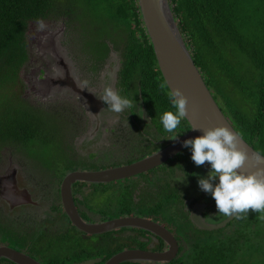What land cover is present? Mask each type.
Masks as SVG:
<instances>
[{
  "label": "flooded vegetation",
  "instance_id": "flooded-vegetation-1",
  "mask_svg": "<svg viewBox=\"0 0 264 264\" xmlns=\"http://www.w3.org/2000/svg\"><path fill=\"white\" fill-rule=\"evenodd\" d=\"M66 49L75 70V87L45 94V104L54 107L52 113L46 115L39 103H31L23 94L46 115L47 137L58 149L49 150L46 160L40 153L0 150V247L40 264H109L121 254H128V259L117 264H160V254L174 249L172 259L162 264H183L205 240L226 239L245 226V218L254 212L230 220L218 214L211 194L197 182L207 178L210 164L196 166L191 149L185 147L136 175L99 183L76 180L70 185V202L63 199L67 175L132 164L189 130L187 125L182 133H165L160 119L140 97L120 114L109 111L94 94H84L79 87L102 90L101 74L109 55L100 66ZM116 84L117 76L118 92ZM86 101L96 109H87ZM182 169L187 177L180 182L177 175H186ZM67 212L75 214V222ZM124 219L148 222L158 232L161 227L171 237L172 247L135 223L111 226ZM0 264L19 263L1 256Z\"/></svg>",
  "mask_w": 264,
  "mask_h": 264
},
{
  "label": "trees",
  "instance_id": "trees-1",
  "mask_svg": "<svg viewBox=\"0 0 264 264\" xmlns=\"http://www.w3.org/2000/svg\"><path fill=\"white\" fill-rule=\"evenodd\" d=\"M169 3L214 100L242 139L264 156V0ZM38 21H62L81 40L80 57L100 66L111 44L120 57L118 93L133 102L140 97L156 118L165 111L175 114L136 0H0V150L40 153L46 160L49 150L58 149L47 137L46 115L23 98L19 76L29 58L28 25ZM187 125L181 119L174 132ZM257 217L249 213V224L226 239L205 240L183 264H244L248 250L262 251L258 236L246 231ZM260 257L263 264L264 253Z\"/></svg>",
  "mask_w": 264,
  "mask_h": 264
},
{
  "label": "water",
  "instance_id": "water-1",
  "mask_svg": "<svg viewBox=\"0 0 264 264\" xmlns=\"http://www.w3.org/2000/svg\"><path fill=\"white\" fill-rule=\"evenodd\" d=\"M136 2L141 21L153 49L156 64L168 90L170 91L171 89L179 88L187 98V110L184 120L187 122L189 130L186 133L177 136L175 139L167 141L157 153L132 164L114 167L101 172H75L67 175L62 183L61 191L63 199L68 200L69 202V189L72 182L76 180H85L91 183H99L118 180L141 173L166 161L168 158L176 154L184 148L183 142L185 140L202 136L203 132L196 129L227 126L236 132L221 111L220 106L214 100L199 70L194 65L191 54L177 26V21L174 18L169 0H136ZM65 29L66 27L64 23L49 24L48 27L38 31L32 37V44L35 47L36 54L45 68L31 70L30 72L32 75L30 78L32 80V85H36L39 91L43 92V97H45V94H47L48 91L58 90V92H62L67 90L66 88L70 91L71 86L75 87L73 84L75 70L71 66L72 60L66 47L62 45L61 42ZM119 69V53L113 49L111 44H109V56L101 74L102 90L92 93V90L84 88L81 84H79V87L84 91V94L95 93L96 95H100L106 85L112 86L116 91L115 82ZM41 72H43V76L42 78H39ZM95 94L94 96L97 98ZM97 102L100 105L103 103L100 99H98ZM85 104L88 107L87 109L91 111L96 109L95 104L91 105L87 101ZM114 117H116V115H114ZM239 140L238 147L240 150L246 152L249 159L245 161L244 166L238 171L248 174L255 172L258 168H264V159L259 163L254 159L257 154L262 157L264 156L254 150L240 135ZM67 213L75 222V214ZM233 217L234 216H229L228 220ZM132 223H135L134 226H137L138 228L149 231L152 230V232L160 235V237L166 240V242L172 247L171 237H168L166 233H163L161 227L160 232H158V230L152 228L148 222H136L124 219L119 222H113V225L111 226L114 227L115 225L119 226L126 224L131 226ZM173 253L174 249H169L167 252L160 254V258H158L160 264L170 261L173 257ZM1 256L19 264H40L10 248L0 247V257ZM126 256H128V254H121L109 262V264H117L118 262L127 260L128 258ZM142 259L145 258L142 257Z\"/></svg>",
  "mask_w": 264,
  "mask_h": 264
},
{
  "label": "clouds",
  "instance_id": "clouds-1",
  "mask_svg": "<svg viewBox=\"0 0 264 264\" xmlns=\"http://www.w3.org/2000/svg\"><path fill=\"white\" fill-rule=\"evenodd\" d=\"M37 25L38 30L45 28L43 21H38ZM165 86L161 84V88ZM96 96L107 105L109 111L116 114L133 107V100L122 97L110 85H106L103 92ZM168 97L176 112L174 114L172 111H165L160 121L164 130L172 133L181 123V119L186 117L187 98L179 88L171 89ZM196 130L202 131L203 135L185 140L183 147L191 149V160L196 166H202L205 162L210 164L211 170L207 178L200 177L197 182L202 191L211 194L218 214L236 216L239 219L244 218L249 210L264 212V168L248 174L238 171L249 159L246 152L238 147V133L227 126ZM176 137L177 135L170 139ZM254 159L259 163L264 157L257 154ZM186 177L187 174H178L177 181L183 182Z\"/></svg>",
  "mask_w": 264,
  "mask_h": 264
},
{
  "label": "rangeland",
  "instance_id": "rangeland-1",
  "mask_svg": "<svg viewBox=\"0 0 264 264\" xmlns=\"http://www.w3.org/2000/svg\"><path fill=\"white\" fill-rule=\"evenodd\" d=\"M43 23L45 24V28H46L49 26V24H60L63 22L60 21L57 23H45V22H43ZM38 31H40V30H38L37 22L36 23H30L28 25L27 32H26V38H27L28 48H29V58H28V61L26 62V64L20 70L19 76H20L21 81H22L23 86H24L22 94H24V93H25V95L27 94V96H28L27 100L30 101L31 103H39L41 109H43L45 114L47 115V114H49L47 111L52 113V111L54 110V107L47 106V104H45L47 102V100L42 96L43 92L39 91V89L37 88L36 85H34V86L32 85V80L30 78L32 75L30 72L31 70H34L36 68H41V69L45 68L44 66L39 65V64H42V62H41L40 58L37 56L36 51H35V47L32 44V37ZM74 36L67 33V27H66V30L64 32V36H63V39L61 42H62V45H65V47H70V49L73 51L75 56L78 57V55L80 56V46L79 45H81V40H79V37L76 34ZM66 39H67V42L65 43L64 41ZM107 55H109V52L107 53ZM41 73H43V72H41ZM7 150L12 151V152L16 151L12 148H7ZM51 150H53V148ZM31 154L34 155L33 152ZM26 163L28 164V160H26ZM38 166H40V165L38 164ZM257 218H258V222L255 225H252V224L248 225L246 228V231H247V233H250L253 230V236H255V235L258 236L256 238H254V237L253 238L255 239L256 242L257 241L261 242L260 245L262 247V251H260V253L254 254V253H251V250H248V252H247L248 256H246L247 258L245 259L244 264H260V260H261L260 256H262V254L264 253V215H263V213H258ZM246 223L249 224L247 221H246ZM242 263H243V261H242Z\"/></svg>",
  "mask_w": 264,
  "mask_h": 264
}]
</instances>
